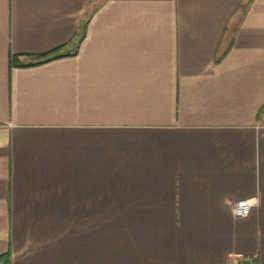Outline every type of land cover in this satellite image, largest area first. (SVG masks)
Masks as SVG:
<instances>
[{
  "label": "crops",
  "instance_id": "obj_1",
  "mask_svg": "<svg viewBox=\"0 0 264 264\" xmlns=\"http://www.w3.org/2000/svg\"><path fill=\"white\" fill-rule=\"evenodd\" d=\"M4 254L264 264V0H0Z\"/></svg>",
  "mask_w": 264,
  "mask_h": 264
},
{
  "label": "built area",
  "instance_id": "obj_2",
  "mask_svg": "<svg viewBox=\"0 0 264 264\" xmlns=\"http://www.w3.org/2000/svg\"><path fill=\"white\" fill-rule=\"evenodd\" d=\"M232 210L236 216H246L251 210V203L247 199H241L233 205Z\"/></svg>",
  "mask_w": 264,
  "mask_h": 264
},
{
  "label": "trees",
  "instance_id": "obj_3",
  "mask_svg": "<svg viewBox=\"0 0 264 264\" xmlns=\"http://www.w3.org/2000/svg\"><path fill=\"white\" fill-rule=\"evenodd\" d=\"M10 255L9 254H4L3 256L0 257V261L3 260L4 262L10 261Z\"/></svg>",
  "mask_w": 264,
  "mask_h": 264
}]
</instances>
